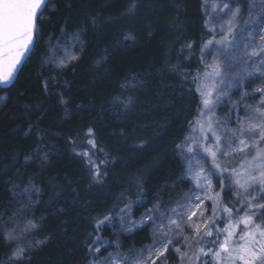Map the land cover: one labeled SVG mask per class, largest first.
I'll list each match as a JSON object with an SVG mask.
<instances>
[{
    "label": "trees",
    "instance_id": "16d2710c",
    "mask_svg": "<svg viewBox=\"0 0 264 264\" xmlns=\"http://www.w3.org/2000/svg\"><path fill=\"white\" fill-rule=\"evenodd\" d=\"M204 5L52 0L43 11L34 51L13 85L0 88V264L36 241L44 243L15 264H88L97 236L136 253L151 241L148 226L125 234L119 226L97 230V221L111 215L116 224L125 205L134 217L168 210L189 193L179 151L205 99L196 88L205 85V45L214 36ZM81 152L108 161L99 180ZM24 221L40 227L4 239Z\"/></svg>",
    "mask_w": 264,
    "mask_h": 264
},
{
    "label": "snow or ice",
    "instance_id": "6c2138e0",
    "mask_svg": "<svg viewBox=\"0 0 264 264\" xmlns=\"http://www.w3.org/2000/svg\"><path fill=\"white\" fill-rule=\"evenodd\" d=\"M251 2L252 0H250V3ZM51 3L52 0H0V87H8L15 81L27 57L34 51L36 44L39 42L38 39H36V37L40 35L39 21L43 16V11L46 10L47 6ZM260 3L262 7L259 9L254 6L249 7L248 18L243 20L242 26L239 25V17L242 13L241 8H230L228 4L223 5L224 9L231 12V19L219 28V31L223 33V35L220 40L216 41V43L221 46L215 50L216 55L222 54L225 58V63L229 65L231 62H242L244 65L243 71L245 73V75L240 76L238 80L233 77V79L229 81V88H243L244 80L247 77H255L257 74L264 76V70L261 68V65H264V19L260 18L264 16V0H260ZM135 7L136 5L133 4L128 10L131 12ZM250 25H256L257 28H259L258 42H253L256 40V37L253 35V31L250 30ZM238 26L241 32L247 33L246 36H241L239 41H237L235 34V29ZM212 31L215 32L216 29L213 28ZM76 38L78 39V35ZM212 43L213 40H209L205 47ZM189 47H191V45H189ZM77 58L78 57L75 55L68 57L69 60H75ZM58 67H66L65 61H60ZM208 67L212 68L213 76L221 75V66L219 63L209 65ZM249 68L252 70L248 71ZM224 71L227 72V69ZM205 75L208 74L205 73ZM193 79L194 82L199 79V74ZM221 82L223 83V78ZM45 87H47V85H45ZM196 91L199 92L202 97L205 96V93L201 92L199 87L196 88ZM253 92L264 93V87H257ZM250 95H252V93L244 92L242 100ZM227 96L228 91H222L219 93L217 99L223 103L221 98ZM130 103L131 100L125 104V107ZM202 104L203 109H207L211 101L205 98L202 100ZM233 107L236 108V105H233ZM203 109L200 113L201 116L204 115ZM244 109L246 113H251V115H248L244 120H239L238 118L239 128L229 130L232 133L238 132L241 137L237 148H232L231 140L227 141L223 149L220 148L221 138L212 130L211 117L207 118V131L211 132L212 136L215 138V150H213L212 146L205 147L203 143L197 147H194L191 142L183 146L186 152L189 153V157L186 160V164L189 166L192 160L195 159L192 154L200 150L209 153L214 160L217 152L227 156L232 151L245 152L249 148L255 152V155L247 162L248 167L246 169V174L236 172L235 169L229 172L230 177L244 176L243 182H241L240 179L234 181L244 190V193L248 197L244 215L239 218L235 225L229 222L224 229L218 228L215 220L211 221V227H209L208 222H205L203 226L189 223L188 227L192 229L194 235L200 236V241H204L205 237H212L213 228L216 229L217 236L215 240L210 242L211 246L208 247L207 250H205L203 246H200L196 251L189 254V252L181 253L180 248H175L174 252L180 255L181 264H237V262H239V264H264V226L255 221V217L259 215L260 211H264V147H261V144L264 143V96H262L256 105H244ZM197 123L200 124L199 121H197ZM200 129L203 134L205 131L203 124H200ZM85 136L89 137L86 139V143L95 149L97 145L94 139V130L89 128ZM203 140L207 141L206 135L203 136ZM75 143L76 142L73 141V144ZM100 151L103 150L100 149ZM79 154L88 158V163L95 169L94 177L99 180L102 175L100 171L101 165L106 166L108 161L102 160L100 164H96L92 160V157L89 156L88 152H81ZM216 168L219 169L220 165L216 164ZM223 171L228 172L229 170L225 168ZM202 172L203 169H200V171L194 174L191 173V169L189 172V176L193 179L195 186L200 189H204L207 185L211 184V180L206 176H202ZM103 174H106V172ZM219 175H222V173L218 174V178ZM201 180H203V183H201ZM249 189L258 191L260 195H251ZM36 191L39 192V189H36ZM193 198L199 199L200 197L192 193L189 199L191 200ZM209 199H211V197H209ZM197 207H199V205H197ZM241 207H244V205L242 204ZM129 211L130 205H125V208L121 209L124 215H118L115 218L117 221L116 224H113V217L111 215H105L103 219L97 221L95 225L96 229L99 230L102 225L113 228L119 226L124 230V233L127 234L143 227L148 221H151L153 226H155L157 217L152 214L151 209H149L139 221L133 220ZM222 211L228 213L229 216L232 214V210L227 206H224ZM172 212L177 213V210L173 209ZM213 212L215 213V208ZM18 214V212L14 213V216ZM195 215V212H191L187 216V220L191 221V217ZM201 215H203V213H201ZM163 216L164 214L160 213V218H163ZM177 217L178 213L176 216L169 217L167 225L161 224L159 228L154 227V232H160L167 236L168 232L172 231L173 226L180 229L182 232L183 228ZM239 224H243L245 230L239 235L238 240H233V237L236 236L235 229L239 227ZM125 225L130 226L125 228ZM39 227L40 225L34 221H24L23 227L7 228L4 233V239L9 242L14 241ZM165 227H167V231H165ZM201 227L204 229L202 236ZM221 233H225L223 239H220ZM185 239L187 238L185 237ZM42 243H44V241H36L35 245L30 242L27 246L18 245L15 250L12 251L11 255L8 256L5 264H15L16 261L28 259L26 255L27 249L39 246ZM97 243L99 246L95 248L91 245L89 246V252L96 257V259L92 261V264H118L120 259H129L128 255L121 256L111 253H109L106 259H101L97 254L100 253L102 247H107V242L97 236L93 244ZM170 244H172V239H167L163 241L160 246L155 247V249H146L149 255L144 259L134 260L131 264H145L146 261H151V264H155V260L152 258L153 253L156 254V258L158 259L160 256L164 255ZM116 246L120 247L119 242H116ZM188 247L191 248V245ZM185 257H187V261H185ZM201 257H207L208 259L201 260Z\"/></svg>",
    "mask_w": 264,
    "mask_h": 264
},
{
    "label": "rangeland",
    "instance_id": "374dc122",
    "mask_svg": "<svg viewBox=\"0 0 264 264\" xmlns=\"http://www.w3.org/2000/svg\"><path fill=\"white\" fill-rule=\"evenodd\" d=\"M225 4H228L230 8H241L242 13L239 17L240 26H242L243 20L248 18V9L250 6H254L257 9L262 7L260 0H253L248 5L234 2V0H205V27L214 36L213 43L208 45L206 48L205 56L210 65L217 63L220 64L221 75L213 76V70L211 67H209V73H207L208 75H205L203 78L205 80V85L202 86V92L205 93L204 98L209 99L211 104L207 109H203L202 104L198 118L192 124L185 141L180 147L179 153L184 167V177L190 181L191 189L178 205L168 210H161L158 207L151 208L152 214L156 216L157 219L155 226H153L151 221H148L144 225L148 226L150 229L151 241L148 244L140 248L136 253L128 254L119 252L115 248L116 245L112 241L108 242L102 238L103 241L107 242V247H102L100 253L97 254L101 259H106L109 256V253L113 255L119 254L121 256L128 255V260L120 259L118 264H131V262L134 260L146 258L149 255L146 249H155V247L160 246L163 241L172 239V244L168 245V250L163 256H160L157 259L156 254L153 253L152 258L155 260V264H181L180 255L174 252L175 248H180L181 253L189 252V254H191L193 251H196L200 246H203L205 250H207V248L211 246L210 242L215 240L217 236L216 229L213 228V236L205 237L204 241H200V236L194 235L192 229L188 227L189 223H195L203 226L205 222H208L209 227H211V221L215 220L218 228L224 229L226 225L229 224V222L235 225L239 218L245 213L248 197L244 193V190L234 182L236 179H240L241 182H243L244 176L241 175L239 177H230L229 172L235 169L236 172L246 174V169L248 167L247 162L251 160L252 156L255 155V152L251 148L247 149L245 152L232 151L227 156L221 155L220 152H217L216 158L214 160L209 153L200 150L192 154L195 159L192 160L191 165L189 166L186 164L189 153H187L183 147L189 142H191L194 147H197L203 143L205 147L212 146L213 150H215V138L212 136L211 132L207 131V118L211 117L212 130L215 131L216 134L221 138L220 148L223 149L226 146L228 140L232 141L233 149L237 148L239 146V140L241 137L239 136L238 132L232 133L229 130L239 128L238 118L239 120H244L248 115H251V113L245 112L244 105H256L262 96H264V93L253 92V90L257 87H264V76L259 74H257L255 77H247L244 80L243 88H229V81H231L233 77L238 80L240 76L245 75V73L243 71L244 65L242 62H231L229 65L228 63H225V58L222 54L216 55L215 50L221 47L216 43V41L220 40L221 36L223 35V33L219 31V28L221 25L225 24L231 19V12H229L227 9H224L223 7ZM260 18L264 19V16ZM213 28L216 29L215 32L212 31ZM249 28L253 31V35L256 37V40L253 42H258L259 28H257L256 25H250ZM235 34L237 41L240 40L241 36L247 35V33L240 31L239 26L235 29ZM261 68L264 70V65H261ZM225 69H227V72L224 71ZM251 70V68L248 69V71ZM222 78L223 83L221 82ZM222 91H228V96L221 98L223 103L217 99L219 93ZM244 92L252 93V95L242 100ZM233 105H236V108H234ZM202 109L204 112L203 116L200 115ZM197 121H199L200 124H203L204 126L205 131L203 134L201 133L200 124H198ZM204 135L207 136V141L203 140ZM261 147H264V143L261 144ZM216 164L220 165L219 169L216 168ZM225 168H227L229 171L224 172L223 169ZM190 169L191 173L193 174L197 171H200V169H203L202 176L208 177L211 180V184L207 185L204 189L197 188L193 179L189 176ZM220 173H222V175H219L218 178V174ZM201 183H203V180H201ZM249 192L251 195H260L258 191H254L252 189H249ZM192 193H195L200 198H193L190 200L189 197L192 195ZM209 197H211V199H209ZM242 204L244 207H241ZM197 205H199V207H197ZM224 206H227L232 210L231 216H229L228 213L222 211ZM130 207H132V205H130ZM214 208L215 213L213 212ZM173 209L177 210V218L181 224V227L183 228V231L181 232L180 229H177L175 226H173L172 231L168 232L167 236L160 232H154V227L159 228L161 224L166 226L168 218L177 215V213L172 212ZM148 210L145 211L144 214L148 212ZM191 212H195L196 215L191 217V221H188L187 216ZM160 213L164 214L163 218H160ZM201 213H203V215H201ZM129 214L135 221H139L140 218L144 216V214L141 213L134 217L132 215L131 208ZM119 215H124V213ZM255 221L264 226V220L261 215L258 217L256 216ZM129 226L130 225H125L124 227L126 228ZM244 230V225L239 224V227L235 229L236 236L233 237V240H238L239 235ZM165 231H167V227H165ZM203 231L204 229L201 227V236L203 235ZM224 235L225 233H221L220 239H223ZM185 237L187 239H185ZM189 245H191V248L188 247ZM97 246H99L98 243L95 244L93 248ZM95 259L96 257L91 254L88 264H92V261ZM200 259L205 260L208 258L201 257ZM185 261H187V257H185ZM145 264H151V261H146ZM237 264H239V262H237Z\"/></svg>",
    "mask_w": 264,
    "mask_h": 264
},
{
    "label": "water",
    "instance_id": "95a60500",
    "mask_svg": "<svg viewBox=\"0 0 264 264\" xmlns=\"http://www.w3.org/2000/svg\"><path fill=\"white\" fill-rule=\"evenodd\" d=\"M28 57H29V56H28ZM28 57H27V58H28ZM26 60H27V59H26ZM23 65H24V64H23ZM19 73H20V72H19ZM18 75H19V74H18ZM17 77H18V76H17ZM16 79H17V78H16ZM16 79H15V81H16ZM15 81H14V82H15ZM14 82H13V83H14ZM13 83H12L10 86H12ZM10 86H8V87H0V88H2V89H7V88H9Z\"/></svg>",
    "mask_w": 264,
    "mask_h": 264
}]
</instances>
